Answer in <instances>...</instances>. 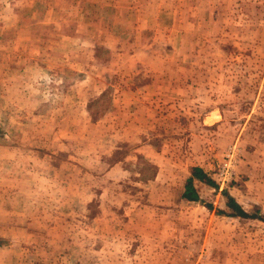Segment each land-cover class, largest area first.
<instances>
[{"label": "rangeland", "instance_id": "obj_1", "mask_svg": "<svg viewBox=\"0 0 264 264\" xmlns=\"http://www.w3.org/2000/svg\"><path fill=\"white\" fill-rule=\"evenodd\" d=\"M0 264H264V0H0Z\"/></svg>", "mask_w": 264, "mask_h": 264}, {"label": "trees", "instance_id": "obj_2", "mask_svg": "<svg viewBox=\"0 0 264 264\" xmlns=\"http://www.w3.org/2000/svg\"><path fill=\"white\" fill-rule=\"evenodd\" d=\"M215 184L216 183H214L210 176L206 172H204L200 167H194L188 172L184 180L180 197L185 201L201 203L207 210H210L211 205L201 201L198 198V194L196 191H198V185H205L211 188H215ZM221 195L224 199V205L228 208L229 212L225 214V212L219 210L217 211L218 214L251 220L259 219V216H257V214L255 213L250 214L244 212L225 190L221 192Z\"/></svg>", "mask_w": 264, "mask_h": 264}, {"label": "built area", "instance_id": "obj_3", "mask_svg": "<svg viewBox=\"0 0 264 264\" xmlns=\"http://www.w3.org/2000/svg\"><path fill=\"white\" fill-rule=\"evenodd\" d=\"M235 155H236V152L234 148L229 149L225 153L224 155L225 162L219 167L215 175L217 179V183H218L217 185L219 187L220 186L226 187L227 185L231 183L232 176H233L232 166L235 163Z\"/></svg>", "mask_w": 264, "mask_h": 264}, {"label": "crops", "instance_id": "obj_4", "mask_svg": "<svg viewBox=\"0 0 264 264\" xmlns=\"http://www.w3.org/2000/svg\"><path fill=\"white\" fill-rule=\"evenodd\" d=\"M204 171V170H203ZM205 172V171H204ZM197 188V187H196ZM218 188V187H217ZM217 188L215 187V188H211V187H208V186H205V185H198V191H196L197 192V194H198V198L202 201L203 199H205V198H210L211 196H213L214 198H217L218 196H220L221 195V188H219L218 190H217ZM180 195H181V193H180ZM221 197H222V195H221ZM223 198V197H222ZM224 200V199H223ZM185 201V200H184ZM235 201V200H234ZM186 202H189V201H186ZM236 202V201H235ZM190 203H198V202H190ZM203 206V205H202ZM204 207V206H203ZM205 208V207H204ZM206 209V208H205ZM221 211H223V212H225V214L226 213H228L229 212V210H228V208L224 205V203H223V207L222 208H219ZM207 210V209H206ZM211 210V209H210ZM228 211V212H227ZM216 213H217V211H216ZM218 214V213H217ZM218 215H220V214H218ZM221 216H224V217H229V218H238V217H230V216H225V215H221ZM261 220V219H260ZM262 221V220H261ZM224 228H227V229H229V231H232V229H233V226L232 225H227V226H225ZM233 237V233L231 234V236L227 239V241L229 242V243H231V238Z\"/></svg>", "mask_w": 264, "mask_h": 264}]
</instances>
